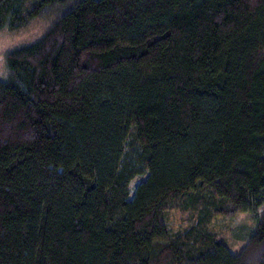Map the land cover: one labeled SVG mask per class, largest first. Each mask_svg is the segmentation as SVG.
<instances>
[{"label":"trees","instance_id":"trees-1","mask_svg":"<svg viewBox=\"0 0 264 264\" xmlns=\"http://www.w3.org/2000/svg\"><path fill=\"white\" fill-rule=\"evenodd\" d=\"M36 24L3 54L0 264H264V0H0Z\"/></svg>","mask_w":264,"mask_h":264},{"label":"rangeland","instance_id":"rangeland-1","mask_svg":"<svg viewBox=\"0 0 264 264\" xmlns=\"http://www.w3.org/2000/svg\"><path fill=\"white\" fill-rule=\"evenodd\" d=\"M43 27L41 25H34L28 30L20 33H0V78L5 75L3 54L7 50L20 46L22 44L31 43L36 40L42 33ZM142 178L135 179L131 184L132 187L137 184ZM191 215L189 213L176 212L170 216L171 219V229L172 230H184L191 220ZM248 218L242 215L237 216L235 219L228 223H216L215 231L218 236L223 238L228 244L231 245V250L237 252L241 249L242 243L237 242L233 239V233L241 227L243 224H248Z\"/></svg>","mask_w":264,"mask_h":264}]
</instances>
